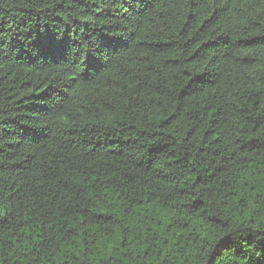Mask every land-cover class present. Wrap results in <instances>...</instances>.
I'll use <instances>...</instances> for the list:
<instances>
[{
	"label": "trees",
	"instance_id": "16d2710c",
	"mask_svg": "<svg viewBox=\"0 0 264 264\" xmlns=\"http://www.w3.org/2000/svg\"><path fill=\"white\" fill-rule=\"evenodd\" d=\"M0 264H264V0H0Z\"/></svg>",
	"mask_w": 264,
	"mask_h": 264
}]
</instances>
